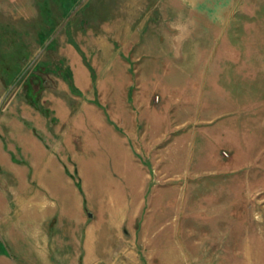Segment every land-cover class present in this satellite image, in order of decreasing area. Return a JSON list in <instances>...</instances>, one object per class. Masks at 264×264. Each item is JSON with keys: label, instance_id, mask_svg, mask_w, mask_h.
Masks as SVG:
<instances>
[{"label": "rangeland", "instance_id": "rangeland-1", "mask_svg": "<svg viewBox=\"0 0 264 264\" xmlns=\"http://www.w3.org/2000/svg\"><path fill=\"white\" fill-rule=\"evenodd\" d=\"M61 2L0 0L23 122L62 164L40 169L43 258L264 264V0Z\"/></svg>", "mask_w": 264, "mask_h": 264}, {"label": "crops", "instance_id": "crops-1", "mask_svg": "<svg viewBox=\"0 0 264 264\" xmlns=\"http://www.w3.org/2000/svg\"><path fill=\"white\" fill-rule=\"evenodd\" d=\"M60 4L65 10L66 2ZM76 29L79 31V26ZM14 51H17L16 48ZM19 64L21 71L22 60ZM19 72L12 78L7 77L4 73L0 74V264H17L16 262L22 264L23 262L22 257L18 260L17 256H9L7 247L20 248L18 251L16 250V253L19 252L20 255H22L24 247L30 248L31 262L54 264L49 255L47 258H43L44 245L40 243V224H42L40 215L44 214V208L39 206V183L45 178L49 182L48 178L51 176V173L40 169L53 165L62 167V164L57 163V159L50 149L46 148L44 154H40L38 134L35 128L31 124L27 125L23 122L24 99H17L19 89L15 91L13 88L15 84L18 85L17 75ZM37 79L38 75L32 74L27 81L28 86L30 85V93ZM11 90L15 92H11ZM31 95L33 96V93ZM54 184L55 182L52 186ZM24 189L27 193L28 189L30 190V206L26 207L21 205ZM47 189L50 191L49 184H47ZM49 213L47 212V214ZM69 213L68 208L63 206L59 212H54L48 219L53 221L56 219L55 215ZM43 221L41 220V222ZM54 239L53 237L51 240ZM58 246L60 245L52 244L51 250H57ZM46 247L50 249L49 241ZM64 262H68V260L66 259Z\"/></svg>", "mask_w": 264, "mask_h": 264}, {"label": "trees", "instance_id": "trees-1", "mask_svg": "<svg viewBox=\"0 0 264 264\" xmlns=\"http://www.w3.org/2000/svg\"><path fill=\"white\" fill-rule=\"evenodd\" d=\"M66 2V0H64ZM69 3V2H68ZM66 2V7L69 8ZM6 34L0 30V74L4 73L7 77L12 78L20 71V61L26 58L29 54L24 48V45L16 43L14 48H7L4 46ZM45 38V37H44ZM16 48V52L14 49ZM38 75V74H37ZM39 77V75H38ZM73 88L75 89L72 80H70Z\"/></svg>", "mask_w": 264, "mask_h": 264}, {"label": "bare ground", "instance_id": "bare-ground-1", "mask_svg": "<svg viewBox=\"0 0 264 264\" xmlns=\"http://www.w3.org/2000/svg\"><path fill=\"white\" fill-rule=\"evenodd\" d=\"M131 170H132V169H131ZM134 171H135V170H133V172H134ZM129 172H130V171H129ZM127 174H128V173H127ZM132 174H133V173H132ZM130 175H131V174H130ZM128 177H130V176H128ZM131 177L134 178L132 175H131ZM131 177H130V178H131ZM132 178H131V179H132ZM137 178H138V177H137ZM134 179H135V178H134ZM130 181H132V180H130ZM134 181H135V180H134ZM128 182H129V181H128ZM137 182H138V181H137ZM139 182H140V180H139ZM129 183H130V182H129ZM132 185H134V184H131V186H132ZM136 185H137V184H136ZM130 189H131V188H130ZM133 189H134V188H133ZM135 191H136V190H135ZM248 255H249V254H248Z\"/></svg>", "mask_w": 264, "mask_h": 264}]
</instances>
